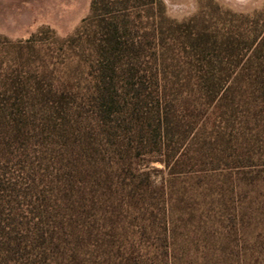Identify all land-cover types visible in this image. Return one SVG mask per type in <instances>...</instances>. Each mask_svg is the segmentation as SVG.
<instances>
[{
  "label": "trees",
  "instance_id": "16d2710c",
  "mask_svg": "<svg viewBox=\"0 0 264 264\" xmlns=\"http://www.w3.org/2000/svg\"><path fill=\"white\" fill-rule=\"evenodd\" d=\"M28 44L0 62V264H264V10L93 0Z\"/></svg>",
  "mask_w": 264,
  "mask_h": 264
},
{
  "label": "rangeland",
  "instance_id": "374dc122",
  "mask_svg": "<svg viewBox=\"0 0 264 264\" xmlns=\"http://www.w3.org/2000/svg\"><path fill=\"white\" fill-rule=\"evenodd\" d=\"M92 1L0 0L1 64L7 68L26 63L28 53L34 54L28 49L31 39L45 51H56L55 38L74 34L88 16ZM162 1L166 16L178 22L188 21L200 12L217 18L221 14H253L264 10V0Z\"/></svg>",
  "mask_w": 264,
  "mask_h": 264
}]
</instances>
